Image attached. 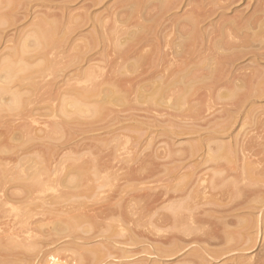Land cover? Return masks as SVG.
Wrapping results in <instances>:
<instances>
[{
	"label": "rangeland",
	"instance_id": "374dc122",
	"mask_svg": "<svg viewBox=\"0 0 264 264\" xmlns=\"http://www.w3.org/2000/svg\"><path fill=\"white\" fill-rule=\"evenodd\" d=\"M117 1L32 0L28 4L22 3L23 7H28L26 11H22L23 20L18 21L15 27H19V30L25 27L31 29L35 15L44 16L45 14L44 17H46L50 14V18H53L52 16L56 14V18L60 16V33L56 36L60 40L57 43H60L55 46L50 43V46H46L44 50L29 48V51L22 50L24 53L20 50L19 55L16 53L15 56L8 47H13L23 41L14 36L0 40V67L4 60L15 59L13 62H16L21 57L25 59L23 64L27 66L30 64V69L33 68L31 72L39 67L38 70H40L46 63V59L51 60L52 64L50 68L42 69L45 71H41V76H46L36 80L40 85L38 83L33 88L38 85L42 88V85L48 82L47 86L42 89L38 86L37 90L27 82L31 88L26 83L25 90H21L23 97L25 94V99H33L36 103H28V107L22 110V115L21 110L10 111L2 108L0 110V245L2 244L0 264H236L242 250L234 246L232 250L214 259L206 253V245L203 243L172 240L176 231L170 223L166 226L167 220L169 222L166 216L168 210L164 211L161 206V209L157 208L159 210L156 211L159 213L161 211V214L165 213L166 217L163 215V220H167L166 222L161 221L163 226L159 223V225L153 223L148 225L141 221V224L137 225L130 220L139 217L135 212L144 205L141 195L152 193L151 191L157 192V190L162 192L169 188V193H172L174 185L183 184L185 186L194 182L192 185L194 186V184L198 185L199 180L203 178H207L204 183L207 185L210 180L213 181L214 170L216 172L214 167L218 163L230 165L232 161V163L241 165L242 161L239 157L242 153L238 155V158L237 155L231 153L230 162L227 161L230 157L225 156L228 153L222 154L224 155V158L221 156L222 159H212L208 155L211 152L208 153V151L210 147L213 149L211 144L216 147L214 140L228 145V149L234 154L240 146L250 141L264 144V95L248 98L237 108L234 105L235 101L231 106L228 98H225L226 100L217 99L216 94L213 95L214 99L207 97L203 102L197 101V97L196 99L194 97L196 102L191 103H204L201 107L199 104H195L196 107L194 105L196 109L199 107L198 110L202 111L199 112L202 116H198L199 119L188 116L182 121L167 114L159 115L155 112L157 110L150 109L148 104L142 102L129 103V105L110 103L104 110L106 112L103 111L102 114H93L90 113L91 111L77 114V111L69 104L66 106V103L74 97L76 98L74 100H77L76 91L71 88L74 83L73 78L81 71L80 68L83 67L82 70H84L87 67L86 62L82 61L86 53L87 56L95 59L110 56L108 51L110 54L114 53L112 47L102 41L104 35L101 30L103 23L101 20L106 21L110 18L111 11L119 10L118 7L120 8L122 3ZM189 1L181 0L183 4L169 14L182 15L186 10L198 6H202L204 10L216 7L218 13H221L219 16L211 15L201 23L203 31L201 37L199 36L201 39L196 44L202 41L204 45L195 46V44L192 47L195 49V64L192 67L197 68L203 66L202 62L205 58H210L215 53L214 49L220 40L224 37L227 39L229 27L221 31L227 21L244 20L255 16L259 12L257 9L260 5L257 3L258 0H192L189 6L183 7L184 3ZM18 4L21 6V3ZM2 7H4L3 4ZM71 14L75 19L85 18L84 25L70 31L67 27L70 28L68 17ZM65 30H67L66 33ZM90 42L91 48L92 43L96 44L90 49L91 51H89ZM225 43L224 40L223 46ZM83 44H87L83 47L84 49H82ZM218 46L220 52L227 50L226 47H221L219 44ZM199 49H205V51L201 53ZM39 52L43 54L39 55ZM78 57L83 59L80 61ZM111 57L112 55L109 58ZM253 57V54H248L235 64L240 69L244 68V65L249 63ZM257 62L260 69L264 70V59H259ZM96 63H99V60ZM250 70L257 71L253 64L247 72ZM25 72L19 73L20 76L24 77L31 73L30 71ZM28 81L32 82V80ZM256 84L250 85L255 88ZM206 87L205 85H199L198 89L195 87V90H198L197 95L204 93L202 91H205ZM14 89L16 90L17 87ZM5 98V101H8L9 95H5ZM91 103L92 106L98 104V102ZM90 105L86 104V106ZM230 107H234L232 108L234 111L231 112ZM193 114L197 116V113ZM27 119L29 121H25ZM20 124L30 129V135H25ZM185 124H188V127H194L195 132L177 134L179 126H185ZM56 126L59 127L60 133L57 129L56 132L54 131L53 127L56 128ZM50 129L53 133L55 132V136L52 132V135L49 133ZM194 144L196 145L194 149L197 150L192 152L191 145ZM32 159L36 161L35 167L38 165V169H41L40 178L43 181L47 178L46 183L49 185L45 189H38V186L34 185L36 178L30 175L33 172L31 170L33 167L31 165L34 164ZM72 164H75L73 165L75 168L77 164L82 165L85 171L80 165L77 167L84 173L78 174L77 168L76 173ZM137 169L140 170L139 173L136 172L138 176L130 178L129 173ZM152 171L154 172L151 173ZM220 176L221 174L215 177L220 178ZM73 178L78 179L77 184L73 181L70 183V179ZM219 189L221 188L218 187ZM193 190H196L195 187ZM60 194L65 195V198L60 199ZM208 196H211L209 198L214 197L211 194ZM78 202L87 206L86 209L79 210L80 214L95 213V210L100 208H102L101 211H106V206L113 209L114 213L108 215L107 221L103 222L105 225L112 224V228L107 230L105 227L107 228L108 225H90L91 222L88 225L89 221H84L82 226L77 225V228L71 232L66 230L61 232L58 227L62 224H64L62 227L65 226L66 222L62 220L67 221L72 217L74 212H71V206ZM206 206L208 207V205L203 207ZM76 212L74 214L78 213ZM155 213L151 215L157 223L156 219L161 214L156 213L157 216ZM254 213L256 218H260L259 224L261 225L264 213H259L258 210ZM12 241L14 242L13 247L9 248V242L11 245ZM210 247L212 246L208 248ZM91 249H94V252H86ZM96 250L99 255L101 253V257L94 256L93 259L85 257V255H97ZM171 250L174 252H169ZM251 250L246 253L249 254ZM51 260H54V263L50 262Z\"/></svg>",
	"mask_w": 264,
	"mask_h": 264
},
{
	"label": "bare ground",
	"instance_id": "6f19581e",
	"mask_svg": "<svg viewBox=\"0 0 264 264\" xmlns=\"http://www.w3.org/2000/svg\"><path fill=\"white\" fill-rule=\"evenodd\" d=\"M31 1L32 0H0V40L14 36L16 39L23 41L13 47H8L12 49H10V52L12 51V54L15 56L16 53L19 55L20 50H28L29 48L36 50L40 48L44 50L46 46H50V43L54 46L60 43H57V41L60 40L56 37L60 33V16L56 18V14L52 16L53 18H50V14L46 17H44L45 14H43L44 16L35 15L32 19L33 26L31 29L25 27L19 30V27H15L17 23H19L18 21L23 20L24 15L22 11H26L28 7H23L24 4L22 3L28 4L31 3ZM191 1L192 0L188 3H184L183 7L189 6ZM117 2L122 3L120 8L118 7L119 10L111 11L109 13L110 18H106V21L101 20L103 22L101 24V30L104 35L102 41L112 47L114 53L110 54V51H108L109 55H112V57L109 58L110 56H107L95 59L94 57L87 56V53L85 56L84 54L82 55V57H85L84 59L78 57L80 61L83 59L82 61L86 62L85 64H87V67L84 70H82L83 67L80 68L81 71L73 78L74 83L71 88L75 89L76 93H74L76 94L77 100H74L76 99L74 97L73 100H69L66 103V106L69 104L70 107L77 111V114H79L78 112L85 113L86 111H91L90 113L93 114H102L110 103L129 105V103L142 102L148 104L147 106L151 107L150 109H154V111L157 110L155 112L159 115L167 114L174 118L181 119L182 121L188 116H191L190 118L199 119L198 116L201 117L202 115L200 114L202 113H199L201 111L198 110L199 107H197L198 109L195 108L196 105L199 104L201 107V105L204 104L202 102L207 97L214 99L213 95L215 94L217 99L228 98L231 104L235 101L234 105H236V108L248 98L264 95V70L260 69L257 62L259 59H264V0H258L257 3H260V5L257 10H259V12L255 16L247 17L244 20L231 19L227 21L221 28L222 31L225 27H229L227 39L223 35L224 39L216 44V48L214 49L215 53H213L210 58H205L202 62L203 66L200 68L192 67L195 64V49L192 47L201 39L199 38L203 31L201 23L211 15H221L220 12L218 13V9H215L216 7L207 10H204L202 6L193 7L188 11L186 10L182 15L173 14V16L170 15V12L183 4L181 0H118ZM18 3H21V6H19ZM2 4L4 7H2ZM220 5L221 4H219V6ZM220 8H222V6ZM82 16L84 17V15ZM85 20V18L75 19L74 15L71 14V16L68 17L70 28L69 26L67 28L70 29V31L75 30L76 27L84 25L86 22ZM74 25L76 26L73 29ZM67 30H65V33ZM224 40L226 42L225 46H223ZM105 44L104 46H107ZM197 44L195 46L204 45V42L202 43V41H200V43ZM218 44L221 45V47H226L227 50L220 52ZM85 45L87 44L82 45V49H84L83 47ZM94 45L96 44L94 43ZM94 45L92 43V48L95 47ZM89 46V51H91V42ZM86 50L85 52H88ZM201 51L203 52L205 49H199V52ZM42 54L39 52V55ZM248 54H253L254 57L250 59L249 63L244 65V68L240 69L237 67L235 63ZM11 60L12 59L4 60L0 67V110L1 108L10 111L21 110L22 115V110L28 107V103L33 104L35 102L30 98L25 99V94V98L23 97L21 92L24 87H26L25 84L29 82L33 88L34 85L39 83V81L36 80L42 77V72L50 68L52 64L50 63L51 60L46 59L45 65L43 64L40 70H38L40 67L38 68L36 66L38 69H34V71L31 72L33 68L30 69V64L28 66L23 64L25 61L24 57H21L16 62H13L15 59ZM98 60L99 63H96ZM100 61L102 62L100 63ZM251 64L254 65L257 71L250 70V72H247ZM42 69L45 70L42 71ZM25 71L27 73L30 71L31 73L24 77L20 76L19 73ZM45 76L42 78H45ZM24 79L27 81L25 82ZM22 80L24 81L22 82ZM28 80H32V82L30 83ZM47 83L48 82L44 83L42 88L47 86ZM255 83H257L255 85L256 87L254 86L255 88H253L252 85ZM26 85L28 86V83ZM199 85L207 86V92H205L206 90L202 91L204 93L198 92L199 95H197L196 91L198 90H195V87L198 89ZM38 86L33 89H37ZM14 87H17V89L15 90ZM224 89L227 90L224 91ZM5 95H9L8 101H5ZM194 97L195 99L197 97V101L201 100L202 102L191 103L195 101ZM217 99L215 100L217 101ZM80 100H84V102L89 105L91 102H98V104L92 106L91 103L90 106H86V104L83 101L82 103ZM208 101L210 102V100ZM190 103L193 105L191 106ZM66 106L62 107L65 108ZM231 106H233V104ZM232 108L234 107H230L231 112L234 111ZM31 109L33 110L32 107ZM189 111L191 112L189 113ZM71 112L73 111L71 110ZM194 112L195 114L197 113V116L193 114ZM31 114L33 113L31 112ZM24 116L26 117V115ZM25 121L29 120L27 119ZM176 124L177 123L174 125ZM20 125H22V130L26 133L25 135H30V129L25 125L23 126V124ZM57 126H59V124ZM57 126L56 128L53 127L55 132L59 128ZM49 131L51 134V129ZM58 132L60 133L59 130ZM191 132H195L194 127H188V124H185V126H179L176 133L187 134ZM49 133L47 134L49 135ZM54 133L52 132L53 135ZM215 141L216 140L212 142L215 143L216 147L211 144L213 149L210 147L208 151V153L211 152V154L208 155L212 159L218 160L221 156L224 158L222 154L226 153H228L225 155L227 158L231 156V153L235 156L237 155L236 157L238 158V155L242 153V156L239 157L240 161H242L241 165L232 163L231 157L229 159L225 157L227 161H231L230 165L227 164L228 162L226 163L227 165H223V163L215 165L214 168L216 172L214 170V173L216 175L214 174L213 181L210 180L207 185L204 184L207 178H203L199 180L198 185L194 184V186H192L194 182H191V185H189L190 183H185V186H183V184L174 185L175 188H172V193H169V188V190L162 189L164 190L162 192L157 190V192H159L158 194H155L157 193L155 191H151L152 193L141 195L144 200V205L135 212L139 217L129 220L137 225L141 224L140 221L142 223H148V225H151L150 223L156 225L162 224V222H166L167 219L163 220L165 213L161 214V211L160 213L156 211L159 210L157 208L161 206L164 211H169L168 214V211H166V216L169 219V222L167 220L165 223L166 226L170 223L176 231L172 240L178 239L186 243H203L206 245V253H209L208 255L214 259L232 250L234 246L242 250V255L240 254V258L236 264H264V219L260 225V218H256L254 213L255 210H258L259 213H264V144L250 141L240 146V149L238 148L234 154L230 152L228 145L225 143L222 144V142H220V144L219 141ZM191 148L192 152L197 150L194 149L196 148L195 144L191 145ZM227 149L229 152H227ZM33 161L34 164L31 165L33 166L31 169L33 172L29 174L32 175L33 178H36L34 185H37L38 189H45V187L49 185L46 183L47 178H44V181L40 178L42 176L41 169H38V165L35 167L36 161ZM73 165L75 164H72V167L75 168ZM79 165L80 164H77L76 168L78 174H82L85 168L80 165L84 171L81 169L78 170ZM76 168L73 170L76 171ZM140 170H132L129 173V177L133 178L132 176H138V171ZM232 171H234V174ZM153 172L154 171L151 173ZM151 173H149V175ZM219 173L222 176H220L221 180L215 177L217 175L219 177ZM149 175H147V177H149ZM225 178L229 181H226ZM70 180V183L75 182L74 184H77V178ZM31 182L33 183V181ZM57 183L59 182L57 181ZM30 187L34 188L32 186ZM194 187L196 190H193ZM218 187L221 189L218 190ZM200 193L203 197H201ZM208 194L214 195L217 199L213 200L212 198L214 197L209 198L211 196H208ZM198 195L201 198H199ZM61 198H65V195L60 194V199ZM82 204L83 203L78 202V204L71 206V212L73 211L75 213L77 211L78 213H73L72 217L67 221L62 220V222H66L64 227H62L64 224L60 225L61 227H58L57 224L61 232L62 230L71 232L77 228V225L82 226L81 224L84 221H89L87 222L88 225L90 222V225H108H105L103 222L107 221L108 215L114 213L113 209L106 206V211H101L102 208H100L94 209L96 211L95 213L89 214L86 212L80 214L79 212L81 209H86L87 207ZM204 205H208V207H203ZM153 211L162 215L156 219V222L158 221L157 223L152 219L153 215L151 214L155 213ZM158 214L156 215L158 216ZM144 218L147 219L144 220ZM111 225H108L105 229L108 230L112 228ZM160 226H163V224ZM12 243L14 244L12 241L10 245L9 242V248L13 245ZM209 246L212 247L208 248ZM214 246H221V248L217 247L218 249H215ZM249 250H251V252H249V254L246 253V251ZM86 252H94V249ZM169 252L172 253L174 250ZM98 253L99 252H97V255L93 256L85 255V257H89L90 259H93L94 256L101 257V253L100 255ZM50 262L54 263V260Z\"/></svg>",
	"mask_w": 264,
	"mask_h": 264
}]
</instances>
